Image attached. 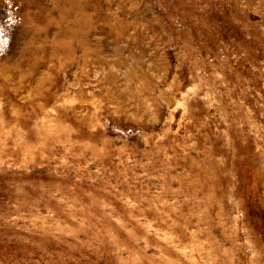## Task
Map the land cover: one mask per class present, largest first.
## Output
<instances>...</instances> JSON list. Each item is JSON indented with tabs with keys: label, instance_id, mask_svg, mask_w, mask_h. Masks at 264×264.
Returning <instances> with one entry per match:
<instances>
[{
	"label": "rangeland",
	"instance_id": "374dc122",
	"mask_svg": "<svg viewBox=\"0 0 264 264\" xmlns=\"http://www.w3.org/2000/svg\"><path fill=\"white\" fill-rule=\"evenodd\" d=\"M0 264H264V0H0Z\"/></svg>",
	"mask_w": 264,
	"mask_h": 264
}]
</instances>
